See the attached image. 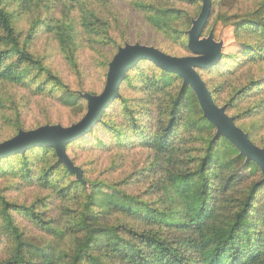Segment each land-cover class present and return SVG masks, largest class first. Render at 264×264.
Here are the masks:
<instances>
[{
	"label": "trees",
	"instance_id": "trees-1",
	"mask_svg": "<svg viewBox=\"0 0 264 264\" xmlns=\"http://www.w3.org/2000/svg\"><path fill=\"white\" fill-rule=\"evenodd\" d=\"M10 1L26 9L35 0H0V108L6 109L1 95L6 82L27 86L37 95L60 90L59 101L79 117L68 125L39 126L77 123L87 112L79 92L89 91L71 89L46 58L36 54L34 42L43 29L54 33L66 61L83 79L81 28L106 42L111 39L106 20L93 13L94 19L84 16L82 23L70 15L60 22L43 12L27 33H20L7 7ZM133 1L151 26L177 42L180 56L191 54L187 31L201 11V0H167L180 3L171 7ZM246 1L213 0L204 35L230 18L238 54L225 49L221 61L199 72L216 103L226 105L236 124L263 147L264 0ZM43 2L37 0L38 5ZM126 43L115 39L110 56L100 61L101 90L89 93L103 91L109 63ZM120 92L103 120L67 146L89 189L59 162L53 148L33 147L0 159V184L14 177L15 190L38 192L22 202L10 194V186H0V264H264L260 167L246 162L226 138H215L216 128L179 75L141 60L128 72ZM24 108L10 105L17 130L0 143L20 129L32 130L22 124ZM209 133L213 137L207 143L204 136ZM79 149H91L96 157L134 153L143 155L144 162L140 165L142 160L135 157V168L126 174L130 170L117 164L115 156L109 170L123 174L96 176L91 162H79ZM141 183H146L143 188ZM82 214L84 227L79 228L76 222Z\"/></svg>",
	"mask_w": 264,
	"mask_h": 264
},
{
	"label": "rangeland",
	"instance_id": "rangeland-1",
	"mask_svg": "<svg viewBox=\"0 0 264 264\" xmlns=\"http://www.w3.org/2000/svg\"><path fill=\"white\" fill-rule=\"evenodd\" d=\"M147 1H155V3L161 4L163 7H171L173 4H180L179 2L173 3L169 1L166 3L167 0ZM251 2L253 3V0L246 1L248 4ZM19 4L20 3L10 1L7 3V7L12 13L16 28L20 33H27L43 12H45L46 17L49 19L54 18L56 21L60 22H65L68 19V15H70L69 17L75 16L80 19L82 23L81 20L84 16L94 19L93 13L106 20L110 28L109 34L111 36V39L106 42H103L102 38H96L81 28L83 31L81 34L82 50L79 56L84 62L81 68L83 79H80L79 76L74 73L72 67L66 61L60 43L56 39L54 33H49L47 30L45 31V29H43L38 34V38L35 39L34 49L36 54H38L39 57L46 58L48 65L54 69L56 74H58L71 89L83 87L86 88V91L92 93H97L101 90L103 71H101L102 69L100 68V61H104L110 56L115 48V39L128 43L142 42L156 45L177 56L181 54V49L177 48V42L172 41L166 34L151 26L145 13L136 7V5L134 6L135 3L133 0H120L118 2H114L113 0H82L76 3H70L67 0H44L41 5H38L37 0H35L33 3L27 5L26 9ZM186 8H188L191 13L195 11L194 7L186 6ZM227 16H230V14L228 13ZM227 18L228 17L219 22L215 35L217 40H225L226 53L238 54L237 44L233 41L235 29L231 25V19ZM182 22V20L178 21V24L183 26ZM59 91H52L49 95H37L27 86L16 85L9 82L4 83L1 86V95L2 99L5 101L4 107L6 109L3 110L0 108V141L11 137L17 130L14 123L16 115L12 110H9L12 104H20V107H22V104L26 105V108L23 109L24 118L22 119V124L26 129H33L48 122L68 125L76 120L79 116L75 111L59 101ZM261 124V128H263L264 123ZM212 137V134L209 133L204 136V140L208 143ZM256 138L261 139V136H256ZM78 153L80 163L83 161L88 163L91 162V167L95 169V175L100 176L102 174V176L107 178H115L122 171L109 170L112 169L115 156L117 157V164H124L125 167H128L127 170H130L126 171V174L131 173L132 167L135 168V162L137 160L135 157L142 160L140 165L144 162L143 155L137 156L134 153H124L122 151H117L112 154H101L99 157H96L94 154L97 153L91 151V149H79ZM99 158L101 161H99ZM123 172L124 171H122V174ZM115 173L117 175H113ZM9 180L10 181H4L0 186H10V188H12L10 194L19 201L24 202L25 200H31V198L38 193L34 188H26L17 191L14 188L17 179L12 177L9 178ZM145 184L146 183H141L139 187L143 188ZM76 225L79 226V228L84 227L83 214L77 220Z\"/></svg>",
	"mask_w": 264,
	"mask_h": 264
},
{
	"label": "water",
	"instance_id": "water-1",
	"mask_svg": "<svg viewBox=\"0 0 264 264\" xmlns=\"http://www.w3.org/2000/svg\"><path fill=\"white\" fill-rule=\"evenodd\" d=\"M199 15L192 19L188 29L187 56L168 54L155 46L141 43H126L120 46L109 63L106 84L100 94L79 92L87 101V112L83 118L71 126L45 124L32 130L20 129L12 138L0 143V159L18 152H25L33 147L53 148L60 163L75 174L76 179L87 189L89 184L84 178L83 169L77 166L70 157L67 146L74 140L90 132L103 120L107 109L121 98V86L128 77V72L141 60H148L168 72L179 75L183 86H189L197 96L204 117L216 128L215 138H226L245 156L246 162H255L262 170L264 182V146L255 144L249 134L227 113V106H219L199 69H207L222 60L226 42L217 40L214 29L204 35L212 13L213 0H201Z\"/></svg>",
	"mask_w": 264,
	"mask_h": 264
}]
</instances>
